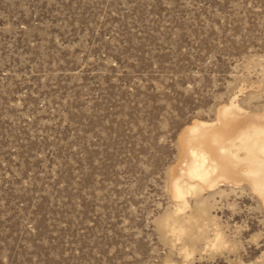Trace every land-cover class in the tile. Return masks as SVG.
Instances as JSON below:
<instances>
[{
  "label": "rangeland",
  "instance_id": "374dc122",
  "mask_svg": "<svg viewBox=\"0 0 264 264\" xmlns=\"http://www.w3.org/2000/svg\"><path fill=\"white\" fill-rule=\"evenodd\" d=\"M234 97L264 111V0H0V264H264L245 184L163 228L183 131Z\"/></svg>",
  "mask_w": 264,
  "mask_h": 264
},
{
  "label": "bare ground",
  "instance_id": "6f19581e",
  "mask_svg": "<svg viewBox=\"0 0 264 264\" xmlns=\"http://www.w3.org/2000/svg\"><path fill=\"white\" fill-rule=\"evenodd\" d=\"M182 157L171 173L170 192L175 212L166 219L163 228L177 240L191 223L188 199L202 201L205 193L224 185L234 188L245 184L257 197L264 210V111L249 113L236 102V97L220 107L215 121L194 122L181 136ZM212 195V194H211ZM182 215L179 219L177 216ZM201 234H205L206 222ZM211 242L217 247L218 234ZM191 241H198L193 238ZM184 248L185 257L190 253Z\"/></svg>",
  "mask_w": 264,
  "mask_h": 264
}]
</instances>
